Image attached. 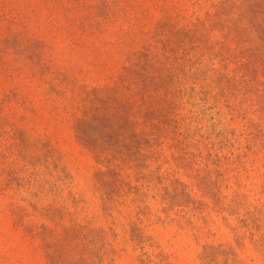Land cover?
Listing matches in <instances>:
<instances>
[{
	"label": "rangeland",
	"instance_id": "obj_1",
	"mask_svg": "<svg viewBox=\"0 0 264 264\" xmlns=\"http://www.w3.org/2000/svg\"><path fill=\"white\" fill-rule=\"evenodd\" d=\"M0 264H264V0H0Z\"/></svg>",
	"mask_w": 264,
	"mask_h": 264
}]
</instances>
